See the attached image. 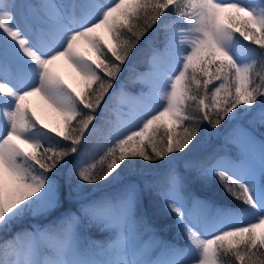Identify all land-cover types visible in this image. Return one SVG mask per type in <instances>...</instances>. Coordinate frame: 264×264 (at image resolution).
Masks as SVG:
<instances>
[{
	"label": "snow or ice",
	"instance_id": "obj_1",
	"mask_svg": "<svg viewBox=\"0 0 264 264\" xmlns=\"http://www.w3.org/2000/svg\"><path fill=\"white\" fill-rule=\"evenodd\" d=\"M153 28L159 42L145 70L126 69ZM60 58L79 74L83 92L55 71ZM258 64L264 70V0H0V232L79 203L0 242V264H264ZM123 71L124 118L109 144L67 167ZM34 95L63 118V129L36 115L27 102ZM226 118L235 122L226 143L237 151L184 162L200 179L222 184L233 203L220 206L191 192L176 161L197 150L203 123L218 130ZM165 158L167 170L154 181L125 182L126 170ZM102 184L121 186L100 199L81 196L85 185ZM146 199L174 216L183 247L149 235ZM86 226L109 235L86 238Z\"/></svg>",
	"mask_w": 264,
	"mask_h": 264
},
{
	"label": "trees",
	"instance_id": "obj_2",
	"mask_svg": "<svg viewBox=\"0 0 264 264\" xmlns=\"http://www.w3.org/2000/svg\"><path fill=\"white\" fill-rule=\"evenodd\" d=\"M154 28L150 29L149 33L137 44L136 48L132 52V55L129 57V61L125 65L126 69L129 66H132L135 67L137 71L145 70V66L149 58L150 47L155 46V43H152L149 40L154 32ZM257 70L264 71L260 69L259 64L257 65ZM128 75L129 73L127 71H123L121 72L120 77L117 79V81L114 82L113 89L110 90L108 96L105 97L106 103H102L101 108L97 109V112L95 114L96 119L93 120L92 124L89 125V129L85 132L84 140L82 141L83 150L78 154H73V156L69 158L70 163L69 165H67V167H70L71 161H74L78 157L83 160H88L90 158L95 159L100 154H102L105 146L109 144V142L105 144L100 143V137L103 134L104 130L108 128V125H110L114 120V117L116 116L115 111L123 113L120 109L116 108L117 96L119 92V86L122 83L127 84ZM93 87H95V85ZM139 88L140 86L139 84H137L135 86H131L129 90L138 91ZM211 91L212 89H209V93H211ZM110 97L111 99H109ZM205 102L207 103L208 101L206 100ZM257 103L259 104V101H257ZM189 108L191 109V105H189ZM101 117H103V119H101ZM232 124H234V122H229L226 118L225 121L219 126V129L215 130L209 129L206 122L203 123L201 125L202 135L197 138L200 141L197 150L195 152H188L187 150H185L186 155L183 157H178L176 161V167L182 175L186 176L191 192L201 199L213 202L216 205L220 206L231 205L233 203L232 197H230V195L225 191L222 184L215 178H209L208 180L200 179L194 170H186L184 168V162L186 160L199 159L213 152L221 151L220 145L222 144L224 130L227 127L229 128ZM75 126L76 122L73 121V127ZM257 126L259 128L257 129L258 133L261 136L264 135V128L260 127L259 125ZM44 147H49V145L46 143ZM166 160L167 158H165V161L157 160L152 163L143 162V165L139 166L134 173H130L126 170L123 173L125 182L128 180H136L143 184L145 181H154L158 178L159 175H162L167 170ZM62 182L63 181L61 180V183ZM120 186V184H102L98 188L97 186L93 185H85V187L81 191V196L82 194L91 193L89 194L90 197L87 198L100 199L101 197L106 195H114L118 191ZM95 188L98 189L94 190ZM97 190H101V192ZM78 207L79 203L76 200L65 202L63 207L53 211L49 217L57 215L58 212L62 210H76ZM143 212L146 216L149 226L165 241L177 245H183L185 243L183 234L178 235L177 233L174 216L166 212L162 201L158 199H146ZM40 221L41 220L38 219H28L25 220L22 224L15 225L11 231L0 232V242L11 237L14 232L19 231L21 228L30 227L32 224L40 223ZM82 234L86 238H90L93 240H104L109 235L108 232L102 231L95 226L84 227L82 230Z\"/></svg>",
	"mask_w": 264,
	"mask_h": 264
},
{
	"label": "rangeland",
	"instance_id": "obj_3",
	"mask_svg": "<svg viewBox=\"0 0 264 264\" xmlns=\"http://www.w3.org/2000/svg\"><path fill=\"white\" fill-rule=\"evenodd\" d=\"M105 35H106V33H105ZM149 40H150V42L155 43V45L158 44L159 41H158V38H157V36L155 34V31L153 32V34H152V36L150 37ZM245 43H248V42H245ZM54 68H55V71L61 77H63V79L66 80L68 82V84H70L78 92L83 91L84 84H83L79 74L76 72V70L72 67V65L65 58H60L59 60H57L54 63ZM214 83L218 85L219 82L215 81ZM212 87H213L212 85H209V89H212ZM27 102L30 104L32 110L35 111L36 115L39 116L40 119L45 124L49 125L50 128L63 129V118L56 111H54L51 107H49L40 96H38V95L31 96V97L28 98ZM241 107H244V106L241 105ZM116 108L120 109L123 113L115 111L116 116L114 117V120L111 122L110 125H108V128H106L104 130L103 134L100 137L101 139H100L99 142L102 143V144H105V143L109 142V137H110L112 131L114 130L118 120L124 118V111H123L122 105L118 101V99H117V107ZM253 108H255V105L253 106ZM246 119L247 118L245 117V120ZM233 125L234 124H232L229 128L227 127L224 130L222 144L220 145V150L222 152L228 153V154H233V153H235L237 151V149L235 148L234 145H232L230 143H226V136H227L229 130L233 127ZM257 129H259L258 126L255 127L254 133L257 136V138H259V137H261V135L258 133ZM98 188H95L94 190H96ZM97 191L101 192V190H97ZM89 194H91V193L82 194V197L83 198L90 197ZM87 199H89V198H87ZM64 211H67V209L58 212V214L55 215V216L48 217V219L45 220V221H40V223H47V222H49V221H51L53 219H56ZM72 211H76V210L73 209ZM150 229H151V232L149 233L150 236H153L158 241L165 242V243H170V242L165 241L159 235H157L151 227H150ZM178 246L183 247L184 244L183 245H178Z\"/></svg>",
	"mask_w": 264,
	"mask_h": 264
}]
</instances>
